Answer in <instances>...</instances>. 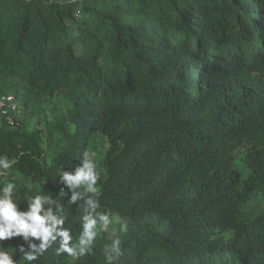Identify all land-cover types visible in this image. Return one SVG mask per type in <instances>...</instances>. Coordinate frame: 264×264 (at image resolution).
I'll list each match as a JSON object with an SVG mask.
<instances>
[{"label": "trees", "instance_id": "16d2710c", "mask_svg": "<svg viewBox=\"0 0 264 264\" xmlns=\"http://www.w3.org/2000/svg\"><path fill=\"white\" fill-rule=\"evenodd\" d=\"M4 78L45 124L0 121V155L16 161L0 186L57 196V170L98 134V211L129 229L118 264H264V0H0V98ZM113 238L35 264H105Z\"/></svg>", "mask_w": 264, "mask_h": 264}, {"label": "clouds", "instance_id": "9594fccd", "mask_svg": "<svg viewBox=\"0 0 264 264\" xmlns=\"http://www.w3.org/2000/svg\"><path fill=\"white\" fill-rule=\"evenodd\" d=\"M6 95L13 97L12 94ZM13 99L19 109L14 123L8 124L4 118L0 119L10 126L18 125L21 116V109L14 97ZM96 156L94 151H85L74 167L69 162L71 170H67L65 164L61 166L56 175L60 187L55 197L37 191L21 200L14 181L7 180L0 186V264H17L21 257V264H35L50 249L54 250L57 256L66 255L75 262L93 252L100 233L110 231L114 238L102 246V254L105 264H118L123 255L119 234L128 232V223L107 211H98L101 207V193ZM15 163L16 161L7 155H0V176H5L6 171ZM35 185L41 188L46 182L42 180ZM22 201L27 204L24 208L20 206ZM78 201L82 202L83 207L80 231L74 236L72 229L66 226L68 218L65 211L73 205L79 207ZM114 221L119 223L118 230L110 228ZM15 237L21 238L23 242L9 251L3 241ZM16 253L20 254L19 259H14Z\"/></svg>", "mask_w": 264, "mask_h": 264}, {"label": "rangeland", "instance_id": "374dc122", "mask_svg": "<svg viewBox=\"0 0 264 264\" xmlns=\"http://www.w3.org/2000/svg\"><path fill=\"white\" fill-rule=\"evenodd\" d=\"M1 83L5 87L6 93H9V94H12L16 90H19L21 88V85H22L18 80L8 79V78H4L1 81ZM50 100H45L44 106L45 107L49 106L50 108H52L53 112L56 113L59 110V107L61 105V98L59 96H57L54 101L52 99H50ZM51 102L53 104V107H51ZM29 112H30L29 107L28 108H25V107L21 108V116H20L21 122L26 123V125H28L29 128H32L34 126H38L40 128L43 127L45 124L44 118L38 117L37 115H33V114L30 115ZM53 112H51V115L54 114ZM107 145H108V142L104 138L99 136L98 134H94L91 137V141L89 144V151L96 152V154H97L96 160H97L99 170H102L101 169V163H102L101 160H102L103 153L107 148ZM234 166L243 174V176L246 175L247 172L245 171L242 164L238 161V159H235ZM116 218H118V217H116ZM115 224H116V221H114L113 225H111L110 228H113L115 226Z\"/></svg>", "mask_w": 264, "mask_h": 264}, {"label": "built area", "instance_id": "2783aa9c", "mask_svg": "<svg viewBox=\"0 0 264 264\" xmlns=\"http://www.w3.org/2000/svg\"><path fill=\"white\" fill-rule=\"evenodd\" d=\"M19 113V109L10 95L2 96L0 99V119L4 118L8 124L14 123V117Z\"/></svg>", "mask_w": 264, "mask_h": 264}]
</instances>
